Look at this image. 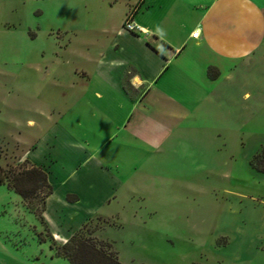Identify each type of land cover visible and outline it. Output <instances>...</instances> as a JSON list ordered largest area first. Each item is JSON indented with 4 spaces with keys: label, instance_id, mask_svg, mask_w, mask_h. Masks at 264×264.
Instances as JSON below:
<instances>
[{
    "label": "crops",
    "instance_id": "0c3cea01",
    "mask_svg": "<svg viewBox=\"0 0 264 264\" xmlns=\"http://www.w3.org/2000/svg\"><path fill=\"white\" fill-rule=\"evenodd\" d=\"M83 1L94 35L59 28L44 49H28L29 92L11 125L52 188L47 228L66 240L139 171L180 168L214 106L264 97V0ZM129 14L142 32L122 29Z\"/></svg>",
    "mask_w": 264,
    "mask_h": 264
},
{
    "label": "rangeland",
    "instance_id": "374dc122",
    "mask_svg": "<svg viewBox=\"0 0 264 264\" xmlns=\"http://www.w3.org/2000/svg\"><path fill=\"white\" fill-rule=\"evenodd\" d=\"M91 12L83 0H0V169L32 165L11 131L29 92L28 49L40 50L59 28L92 37ZM36 35V49L29 48ZM213 110L188 135L193 151L180 168L139 171L132 189L87 224L122 264H264V175L249 166L264 146V97ZM39 204L40 197L25 203L0 184V264H68L55 254L67 240L31 212Z\"/></svg>",
    "mask_w": 264,
    "mask_h": 264
},
{
    "label": "trees",
    "instance_id": "16d2710c",
    "mask_svg": "<svg viewBox=\"0 0 264 264\" xmlns=\"http://www.w3.org/2000/svg\"><path fill=\"white\" fill-rule=\"evenodd\" d=\"M138 5L139 1L136 7ZM207 74L209 78H215L217 75L212 68L208 69ZM249 166L255 172L264 175V146L250 158ZM0 184L17 194L25 203L35 197H40L39 207L32 208L31 212L47 226L42 213L46 199L52 193V188L48 183L46 172L40 166L34 164L26 166V163H23L18 169H0ZM66 200L74 202L77 197L66 195ZM94 217L95 215L87 218L65 243L56 248V256L64 258L68 264H122L116 252L111 248V243L92 237L99 228L87 229V224ZM108 226L114 225L109 224Z\"/></svg>",
    "mask_w": 264,
    "mask_h": 264
},
{
    "label": "built area",
    "instance_id": "2783aa9c",
    "mask_svg": "<svg viewBox=\"0 0 264 264\" xmlns=\"http://www.w3.org/2000/svg\"><path fill=\"white\" fill-rule=\"evenodd\" d=\"M122 29L130 33L142 32V29H140L137 25L133 23L132 14L126 16L122 25ZM198 36L199 32L197 30L191 33L192 38H197Z\"/></svg>",
    "mask_w": 264,
    "mask_h": 264
}]
</instances>
